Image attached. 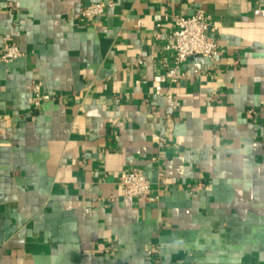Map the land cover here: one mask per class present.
<instances>
[{"label": "crops", "instance_id": "1", "mask_svg": "<svg viewBox=\"0 0 264 264\" xmlns=\"http://www.w3.org/2000/svg\"><path fill=\"white\" fill-rule=\"evenodd\" d=\"M197 9L219 55L173 83L171 18ZM10 43L0 264H264V0H0ZM132 168L158 201L123 195Z\"/></svg>", "mask_w": 264, "mask_h": 264}, {"label": "built area", "instance_id": "2", "mask_svg": "<svg viewBox=\"0 0 264 264\" xmlns=\"http://www.w3.org/2000/svg\"><path fill=\"white\" fill-rule=\"evenodd\" d=\"M106 7L107 4L105 2L84 6L79 11L77 18L80 21L93 20L100 17L105 12ZM171 20L174 29L167 36L164 48L174 54L173 67L168 69L166 74L171 82L175 83L184 76L181 72V67L191 57L198 56L211 61L215 60L219 55V46L217 40L208 35L210 27L209 15L204 10L197 9L190 16L174 15ZM156 26L160 27V24ZM22 55L18 45L10 43L5 51L0 54V62L9 63L22 57ZM142 62V60H139L137 64L140 65ZM41 87L40 82L31 86L28 102L34 110L40 108L43 102ZM167 98L170 99L171 96L168 95ZM118 184L126 197L138 198L148 203L158 201V196L152 194L150 180L138 168H132L121 174ZM199 186L201 185L199 184ZM147 253L149 256H155L158 254V250L154 245H151Z\"/></svg>", "mask_w": 264, "mask_h": 264}]
</instances>
